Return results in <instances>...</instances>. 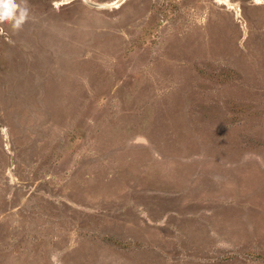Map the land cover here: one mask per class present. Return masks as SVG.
<instances>
[{"label":"rangeland","instance_id":"1","mask_svg":"<svg viewBox=\"0 0 264 264\" xmlns=\"http://www.w3.org/2000/svg\"><path fill=\"white\" fill-rule=\"evenodd\" d=\"M0 264H264V0H0Z\"/></svg>","mask_w":264,"mask_h":264},{"label":"water","instance_id":"2","mask_svg":"<svg viewBox=\"0 0 264 264\" xmlns=\"http://www.w3.org/2000/svg\"><path fill=\"white\" fill-rule=\"evenodd\" d=\"M122 2V1H121ZM95 5H98V4H95ZM101 6V5H100Z\"/></svg>","mask_w":264,"mask_h":264}]
</instances>
